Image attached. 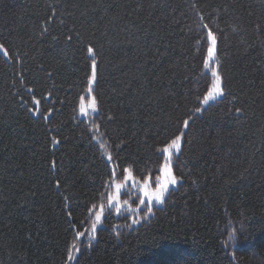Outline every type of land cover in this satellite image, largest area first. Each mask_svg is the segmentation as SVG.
<instances>
[{"label":"trees","instance_id":"16d2710c","mask_svg":"<svg viewBox=\"0 0 264 264\" xmlns=\"http://www.w3.org/2000/svg\"><path fill=\"white\" fill-rule=\"evenodd\" d=\"M0 45V264H264V0H0ZM178 138V187L92 232Z\"/></svg>","mask_w":264,"mask_h":264},{"label":"rangeland","instance_id":"374dc122","mask_svg":"<svg viewBox=\"0 0 264 264\" xmlns=\"http://www.w3.org/2000/svg\"><path fill=\"white\" fill-rule=\"evenodd\" d=\"M210 40H211L210 41V48L212 49V53H211V55H209V52H208V56H207V60H206V69L210 73L215 71L218 75L217 69L215 67L213 69V66H216V63H215L216 45H213L211 38H210ZM91 83H93V80L91 81ZM219 90L223 92L221 80L219 81ZM209 93H211L212 96L215 97V99L209 100V102L207 104L202 102L203 108L207 107L208 105H210L211 103L215 102L216 100H218L222 97V95H217V80H216V77H214V76H212V86H211ZM209 93L207 95H209ZM93 101H95L93 94L89 90V92L85 96V98H84V100L80 106V111H79L80 117L88 118L91 114H94L96 112L97 106L95 103V110H93V107H92ZM176 140L179 141V147H176L172 143V144L168 145L167 147H165L164 149H162V153L164 154V157H165V163L161 169V173H160V176L158 177V179L163 180L165 178V173H164L163 169L165 166H170L171 174L173 177H175V179L177 181L175 185H172V184L168 185L167 191L164 193L163 201L165 200L169 191L177 188L181 182L180 179L174 175L173 168H172L174 156L178 154V152L181 148V145H182V139L181 138H178ZM126 175H127V173H125V176ZM125 176H124L123 180H120V179L114 180L113 185H112V190L109 193V196H116L117 193H116L115 185L118 183L122 185V188H121L120 193H119V202H120L119 212L116 211V202L115 201H109V197H108L106 204H104V205L101 204L95 210V212L92 215V220H93V224L91 226L92 232H95L97 230V228L102 225L104 218L106 217V214H107V211H106L107 209H114L115 215L118 216V215H122L124 213H126L127 215L139 214L148 208L149 201L147 198H145L143 196L141 188L145 184H147L149 191H155V182H151L150 180H147L146 182H141L139 180H136L133 177V175H132V179L130 181H126ZM141 199L145 200V203L143 205L140 204ZM124 201H127V203L125 204ZM162 203H157L155 201V199L153 198L150 206L152 208L158 207ZM97 217H99L100 219L97 220Z\"/></svg>","mask_w":264,"mask_h":264},{"label":"snow or ice","instance_id":"6c2138e0","mask_svg":"<svg viewBox=\"0 0 264 264\" xmlns=\"http://www.w3.org/2000/svg\"><path fill=\"white\" fill-rule=\"evenodd\" d=\"M208 36L211 37L212 43H213V45H215V43H216L215 36H213L210 31L208 32ZM2 47L3 46L0 45V48H2ZM88 51L91 53L92 49L89 48ZM211 53H212V49L210 48L209 49V55H211ZM94 68H95V63H93V69ZM211 74H212V76L216 77V80H217V95H223V92L219 90L220 77L217 75V73L215 71H213ZM93 79H95V72L94 71H93ZM213 99H215V97H213L212 94L209 93V95L205 96L203 103L207 104L209 102V100H213ZM92 107H93V110H95V101H93ZM197 111H199V109H197ZM239 111L240 110L237 109V112H239ZM185 126H187V121H185ZM173 144L176 147H179V141L178 140L173 141ZM163 171L165 173V178L163 180L157 179V181L155 182V191H149V188H148L147 184H145L141 188L143 196L145 198H147L148 201H149L148 212L152 211V207L150 206L152 199L154 198L157 203H162L163 202L164 193L167 191L168 185L169 184L175 185L176 182H177L175 177H173L172 174H171L170 166H165ZM125 172L127 173V175L125 176V180L126 181H130L132 179L131 170L130 169H125ZM121 188H122L121 184H119V183L116 184L115 185V189H116L117 195L116 196H109V201H115L116 202V211L117 212H119V210H120L119 193H120ZM124 203L126 204L127 201H124ZM144 203H145V200L141 199L140 200V204L143 205ZM99 219L100 218L97 217V220H99Z\"/></svg>","mask_w":264,"mask_h":264}]
</instances>
